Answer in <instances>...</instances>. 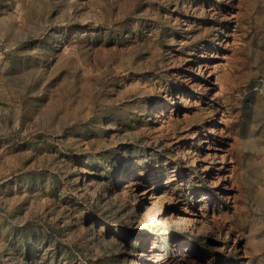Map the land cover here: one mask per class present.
Returning <instances> with one entry per match:
<instances>
[{"label":"rangeland","instance_id":"374dc122","mask_svg":"<svg viewBox=\"0 0 264 264\" xmlns=\"http://www.w3.org/2000/svg\"><path fill=\"white\" fill-rule=\"evenodd\" d=\"M0 264H264V0H0Z\"/></svg>","mask_w":264,"mask_h":264},{"label":"bare ground","instance_id":"6f19581e","mask_svg":"<svg viewBox=\"0 0 264 264\" xmlns=\"http://www.w3.org/2000/svg\"><path fill=\"white\" fill-rule=\"evenodd\" d=\"M195 136L194 134L190 136V138H193ZM149 210V209H148ZM182 209L181 208H176L172 212L166 213L160 220L159 222L161 224H164V226L171 227L173 224H176L178 222H181V226L186 224V218H184L183 214L180 213ZM188 220V219H187ZM188 222V221H187ZM170 237V236H169Z\"/></svg>","mask_w":264,"mask_h":264},{"label":"trees","instance_id":"16d2710c","mask_svg":"<svg viewBox=\"0 0 264 264\" xmlns=\"http://www.w3.org/2000/svg\"><path fill=\"white\" fill-rule=\"evenodd\" d=\"M170 235H168V237H167V239H168V241H170V240H172L173 238L170 236Z\"/></svg>","mask_w":264,"mask_h":264}]
</instances>
